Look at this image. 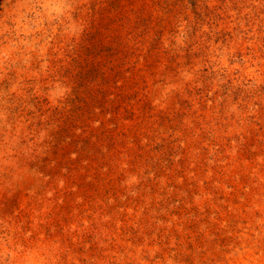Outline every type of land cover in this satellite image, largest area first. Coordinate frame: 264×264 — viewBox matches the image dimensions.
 Returning a JSON list of instances; mask_svg holds the SVG:
<instances>
[{"label":"rangeland","instance_id":"1","mask_svg":"<svg viewBox=\"0 0 264 264\" xmlns=\"http://www.w3.org/2000/svg\"><path fill=\"white\" fill-rule=\"evenodd\" d=\"M0 264H264V0H0Z\"/></svg>","mask_w":264,"mask_h":264}]
</instances>
